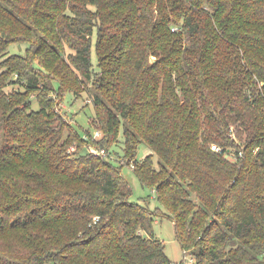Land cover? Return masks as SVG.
Wrapping results in <instances>:
<instances>
[{
    "label": "trees",
    "instance_id": "1",
    "mask_svg": "<svg viewBox=\"0 0 264 264\" xmlns=\"http://www.w3.org/2000/svg\"><path fill=\"white\" fill-rule=\"evenodd\" d=\"M65 55L97 137L52 108ZM0 70V264H186L162 218L191 264H264V0H0Z\"/></svg>",
    "mask_w": 264,
    "mask_h": 264
},
{
    "label": "rangeland",
    "instance_id": "2",
    "mask_svg": "<svg viewBox=\"0 0 264 264\" xmlns=\"http://www.w3.org/2000/svg\"><path fill=\"white\" fill-rule=\"evenodd\" d=\"M95 40L96 36H93L91 42L93 45V47L91 48V57L93 67L95 70H97V57L94 50ZM27 46V42H12L7 46V49L11 54H22ZM64 59L66 62V68L68 69L71 76L76 79L77 83H71L73 87H70V92H52L51 95H53V98H55L57 101L53 103L52 108H54L56 112L62 114V116L65 115L67 123H72V128L79 136L83 137L85 135V131H89L91 134H93L95 132V129L92 124L98 128L99 123L93 122L95 119V105H93L92 94H96L99 90L96 89L93 85H91L87 80H85L79 73L75 71L72 64L68 62L69 58L67 57V55L64 56ZM153 60L154 57L149 58V61ZM63 93L65 94L62 97ZM31 101L32 107L34 109H38V104L34 102V98H31ZM4 143L5 141L3 135V127L0 118V151L5 146ZM112 147L119 154L122 153L123 144L121 135L119 136L118 142L116 144H113ZM150 153H152L150 148L146 144H141L138 148L137 159L141 160ZM156 160L157 156L154 155L153 161L156 162ZM121 174L125 179H127L131 186L132 195L130 199L132 201L144 203V201L148 200V204L151 208L154 209L155 207H159L162 209L153 190L149 187L142 186L130 167L124 165L121 168ZM153 231L156 237H158L164 242L165 252L167 256L173 261V263H178L184 260L186 264H191L190 256L184 257L183 255V251L175 237L174 224L170 220L166 218L156 219L153 223Z\"/></svg>",
    "mask_w": 264,
    "mask_h": 264
},
{
    "label": "built area",
    "instance_id": "3",
    "mask_svg": "<svg viewBox=\"0 0 264 264\" xmlns=\"http://www.w3.org/2000/svg\"><path fill=\"white\" fill-rule=\"evenodd\" d=\"M99 135H100V132H99V131H96V132L94 133V136H96V137L99 136ZM211 149H212V150H215V151H220L219 147H216V145H212V146H211ZM101 154H102L103 156H105V152H104V151H102ZM131 167H133V166L131 165ZM191 260H192V259H190V262H191Z\"/></svg>",
    "mask_w": 264,
    "mask_h": 264
}]
</instances>
